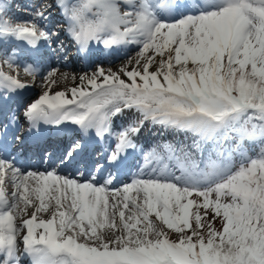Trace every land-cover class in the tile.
I'll list each match as a JSON object with an SVG mask.
<instances>
[{
	"label": "snow or ice",
	"instance_id": "1",
	"mask_svg": "<svg viewBox=\"0 0 264 264\" xmlns=\"http://www.w3.org/2000/svg\"><path fill=\"white\" fill-rule=\"evenodd\" d=\"M12 8L0 3V264H264V0H42L23 22ZM130 46L120 68L51 95L50 68L42 94L6 106L32 85L4 66L34 83L45 58ZM41 125L76 135L57 156ZM146 126L160 138L141 144ZM29 137L55 167L9 150Z\"/></svg>",
	"mask_w": 264,
	"mask_h": 264
},
{
	"label": "rangeland",
	"instance_id": "2",
	"mask_svg": "<svg viewBox=\"0 0 264 264\" xmlns=\"http://www.w3.org/2000/svg\"><path fill=\"white\" fill-rule=\"evenodd\" d=\"M42 2V0H28V2H27V4H26V6H28V7H26V8H28V9H30L31 7H35L36 5H38L39 3H41ZM43 2H50V0H43ZM8 3H11V4H13V3H15L13 0H8ZM20 8H22V7H20ZM30 17L28 16L26 19H29ZM26 19H24V20H26ZM23 22V21H22ZM48 24L49 25H52V26H56V27H61L62 26V21H61V19H60V17H59V15L57 14V11H56V9H53V11H52V17H51V19L48 21ZM133 51H132V54L133 55H135V51H136V49H135V47H132L131 48ZM72 55V54H71ZM71 55L69 54V58H68V60H66V61H63L64 62V64L66 63V62H68L69 61V59H71ZM121 63V62H120ZM63 64V63H62ZM97 64H99V65H101L102 67H104V69L105 68H115L117 65L116 64H111L110 66H108V65H106V63L105 62H102V63H96V65L93 67V68H89V69H86V70H84V72L86 73H92L93 71H95L96 70V66H97ZM55 69H57V71H56V76L54 77L56 80H57V83H55V84H53V85H51V88H56L57 90H59L60 88H62V89H64L66 92H68V90H70L71 89V87H72V85H74L75 83H76V80H73V78H72V74H74V73H76V71H75V69H68L67 70V72H66V74H62V75H57V74H59V71H61L60 70V68L59 67H57V68H55ZM19 71L20 70V67L19 68H15V71ZM40 78L41 79H43V76H40ZM70 80V81H69ZM69 82V83H68ZM61 84H62V86H61ZM50 88V89H51ZM43 89L42 88H39L38 89V92L39 91H42ZM258 150H259V148L257 147L256 148V152H258ZM194 198V197H193ZM194 210V209H193ZM28 214H30V209H29V212H28ZM44 216H47V213H42ZM157 223H159V222H157ZM193 223H194V221H193ZM214 226H216V227H219L220 225H219V222L218 221H216V222H214Z\"/></svg>",
	"mask_w": 264,
	"mask_h": 264
},
{
	"label": "bare ground",
	"instance_id": "3",
	"mask_svg": "<svg viewBox=\"0 0 264 264\" xmlns=\"http://www.w3.org/2000/svg\"><path fill=\"white\" fill-rule=\"evenodd\" d=\"M89 64V63H88ZM73 65H76V64H73ZM72 64H70V66H73ZM74 67H76V66H74ZM82 74H78L77 76L75 75V77L77 78V85L79 84V76H81ZM73 77V76H72ZM70 81V80H69ZM69 83V82H68ZM76 85V86H77ZM74 87H75V85H74ZM68 93V92H67ZM40 130H45V126L44 125H41L40 126ZM150 135V134H149ZM61 139H62V142H61V144L59 145V148H58V150H56L55 151V153H56V155L58 156V155H61V154H63V151H64V149L71 143V141L74 139V137H73V135L71 134V135H69V136H64V137H61ZM95 145H92L91 146V148H93ZM39 161H40V158H39ZM76 162L77 161H74L73 163H71L70 164V166H72V165H74V164H76ZM50 163H52V161H50Z\"/></svg>",
	"mask_w": 264,
	"mask_h": 264
}]
</instances>
